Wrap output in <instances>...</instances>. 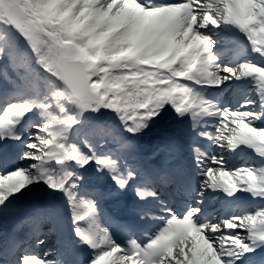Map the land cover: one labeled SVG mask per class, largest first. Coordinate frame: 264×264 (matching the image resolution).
<instances>
[{
  "label": "snow or ice",
  "instance_id": "snow-or-ice-1",
  "mask_svg": "<svg viewBox=\"0 0 264 264\" xmlns=\"http://www.w3.org/2000/svg\"><path fill=\"white\" fill-rule=\"evenodd\" d=\"M0 264H264V0H0Z\"/></svg>",
  "mask_w": 264,
  "mask_h": 264
}]
</instances>
